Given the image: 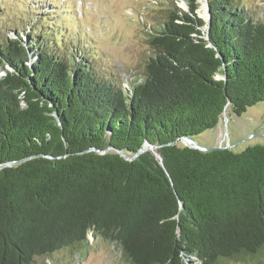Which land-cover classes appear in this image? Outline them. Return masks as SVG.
<instances>
[{"label": "trees", "instance_id": "16d2710c", "mask_svg": "<svg viewBox=\"0 0 264 264\" xmlns=\"http://www.w3.org/2000/svg\"><path fill=\"white\" fill-rule=\"evenodd\" d=\"M198 5L175 6L150 32L155 54L128 87L49 39L47 22L28 43L0 35V264L79 249L89 232L126 264H264V144L180 141L264 102V20L239 0H208L205 39ZM144 142L162 163L117 152Z\"/></svg>", "mask_w": 264, "mask_h": 264}, {"label": "rangeland", "instance_id": "374dc122", "mask_svg": "<svg viewBox=\"0 0 264 264\" xmlns=\"http://www.w3.org/2000/svg\"><path fill=\"white\" fill-rule=\"evenodd\" d=\"M189 1L0 0V35L21 37L22 42L28 43L34 29L47 22L42 30H53L49 39L56 34V39L66 43L77 56L79 52L73 51V46L78 45L99 72L128 87L140 81L148 58L155 54L148 42L150 32L168 18L175 6L187 11ZM239 1L249 7L253 16L264 20V0ZM198 8L203 15L202 4ZM27 48L33 61L35 50ZM6 68L11 70L8 65ZM3 73L0 70V75ZM227 113L216 127L193 139L207 147L233 144L230 149L235 152L264 144V102L247 107L240 115L229 109ZM87 239L88 243L79 249L64 247L49 256L37 257L34 264H126L114 243L94 237L91 232Z\"/></svg>", "mask_w": 264, "mask_h": 264}, {"label": "water", "instance_id": "95a60500", "mask_svg": "<svg viewBox=\"0 0 264 264\" xmlns=\"http://www.w3.org/2000/svg\"><path fill=\"white\" fill-rule=\"evenodd\" d=\"M204 1H205V5H206V9H205L206 14L205 15H200L199 14V8H197L196 14H197L198 17H201L204 21H207L208 26H205V27L203 26L202 28H203V31L205 32V39H208V28H209V23H210V7L208 5V0H204ZM197 2L199 4L198 5V7H199L201 5V2L199 0H197ZM208 45L212 46L211 43H209ZM216 77L219 78V79H225V76L221 75V74H218ZM224 117H227L225 111H223L221 119L219 120V123L222 121V119ZM180 141H181L182 144H184L186 146H189V147H192V148H196V149L201 150V151H211V150H214V149L230 148V147L233 146V144H228L225 147H222V146H211V147L202 146L197 141H195L192 137H189V136L181 137ZM176 142H177V140L173 141L172 144H175ZM156 147H157L156 145H152V144H150L148 142H144L143 145L139 148V150L135 154H133L132 156H128V155H126L125 153H123L120 150H117V152L119 154H121V156H123L126 160H133L140 153H142V152H144L146 150H150L160 160V163H162L161 155L159 154V152H157ZM101 152H105V151H101ZM12 163H15V161L11 162V163H7V164H5V166L11 165ZM1 168H2V166H0V169Z\"/></svg>", "mask_w": 264, "mask_h": 264}, {"label": "bare ground", "instance_id": "6f19581e", "mask_svg": "<svg viewBox=\"0 0 264 264\" xmlns=\"http://www.w3.org/2000/svg\"><path fill=\"white\" fill-rule=\"evenodd\" d=\"M200 2H201V4H202V9L204 10L203 15H205V14H206V11H205V9H206L205 1L202 0V1H200ZM206 23H207V21H206ZM204 27H205V26H204Z\"/></svg>", "mask_w": 264, "mask_h": 264}]
</instances>
